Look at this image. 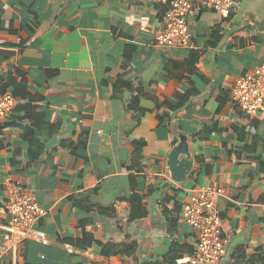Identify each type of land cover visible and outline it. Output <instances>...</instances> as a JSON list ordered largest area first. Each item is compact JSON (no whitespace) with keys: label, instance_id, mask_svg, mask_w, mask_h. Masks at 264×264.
Returning <instances> with one entry per match:
<instances>
[{"label":"crops","instance_id":"crops-1","mask_svg":"<svg viewBox=\"0 0 264 264\" xmlns=\"http://www.w3.org/2000/svg\"><path fill=\"white\" fill-rule=\"evenodd\" d=\"M234 2L164 48L163 0H0V95L17 98L0 119V243L10 182L35 193L51 241L24 239L0 264H191L180 212L213 183L225 264H264V107L232 98L264 64V0Z\"/></svg>","mask_w":264,"mask_h":264},{"label":"built area","instance_id":"built-area-1","mask_svg":"<svg viewBox=\"0 0 264 264\" xmlns=\"http://www.w3.org/2000/svg\"><path fill=\"white\" fill-rule=\"evenodd\" d=\"M168 4L155 36L157 46L164 48H187L191 41L189 20L202 9H212L229 16L234 0H163ZM232 98L246 114L255 115L264 107V64L237 78ZM17 105V98L9 91L0 95V119L8 116ZM7 204L11 214L8 229L12 235L0 243V260L9 252H16L18 244L32 238L44 244L51 241L35 228L46 215L35 193L20 182L7 185ZM225 190L217 183L192 190L188 201L182 206V222L196 231L191 264H225L228 237L223 235L220 201Z\"/></svg>","mask_w":264,"mask_h":264},{"label":"trees","instance_id":"trees-1","mask_svg":"<svg viewBox=\"0 0 264 264\" xmlns=\"http://www.w3.org/2000/svg\"><path fill=\"white\" fill-rule=\"evenodd\" d=\"M4 89H5V87L3 88V91H4ZM32 119H33V117H32ZM33 145H34V148H36L35 150H38V153H30L31 154V157H30L31 160L35 159L36 157H38L39 153H41V151L43 150V147L38 142L37 143H33ZM137 198H139V197H137ZM168 199H170V198H168ZM170 224H171V227L175 228L177 226V221L172 220L170 222ZM104 252L106 253V251H104Z\"/></svg>","mask_w":264,"mask_h":264}]
</instances>
